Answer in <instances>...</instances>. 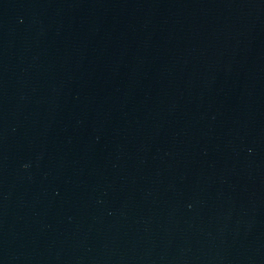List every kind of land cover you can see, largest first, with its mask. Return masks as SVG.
Returning <instances> with one entry per match:
<instances>
[{
    "label": "water",
    "instance_id": "water-1",
    "mask_svg": "<svg viewBox=\"0 0 264 264\" xmlns=\"http://www.w3.org/2000/svg\"><path fill=\"white\" fill-rule=\"evenodd\" d=\"M0 264H264V0H0Z\"/></svg>",
    "mask_w": 264,
    "mask_h": 264
}]
</instances>
